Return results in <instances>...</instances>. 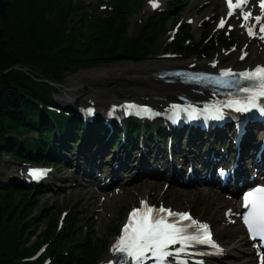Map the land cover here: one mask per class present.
Listing matches in <instances>:
<instances>
[{
    "label": "trees",
    "instance_id": "16d2710c",
    "mask_svg": "<svg viewBox=\"0 0 264 264\" xmlns=\"http://www.w3.org/2000/svg\"><path fill=\"white\" fill-rule=\"evenodd\" d=\"M49 2L46 7L40 0H0V158L3 152L18 156L24 153L18 139L14 140L16 144L8 141L5 137L8 132L21 135L35 128L49 130V137L53 135L51 114L41 107V104L56 106L54 95L59 90L52 83L63 84L67 76L102 62L140 61L149 52L140 37L122 43L121 33L127 30L126 15H129L124 5L122 16L112 27L117 32L110 33L109 29L88 26L83 18L77 20L75 5L64 0ZM50 14L55 17L51 18ZM60 125L63 126L61 122ZM80 126L74 122L68 134L74 136L77 128L81 130ZM43 144L44 141H24L26 150ZM20 210L9 191L0 193V264H20L18 259L30 255L41 244L34 245L36 241L34 246L30 245L37 232L30 236L32 227L25 223L29 216L21 215ZM49 234L48 230L44 232L46 237ZM61 244L60 236L54 244L55 250ZM90 261L93 260L78 259L75 264Z\"/></svg>",
    "mask_w": 264,
    "mask_h": 264
},
{
    "label": "rangeland",
    "instance_id": "374dc122",
    "mask_svg": "<svg viewBox=\"0 0 264 264\" xmlns=\"http://www.w3.org/2000/svg\"><path fill=\"white\" fill-rule=\"evenodd\" d=\"M40 1L44 3L43 5L46 7H49V3H51L49 2V0H40ZM64 1L71 3L73 5H76L74 8L75 9L74 13H76V19L79 20V18H83L85 22H88L87 23L88 26L92 24L97 25L98 23L97 21H92L90 24L88 21L89 19H85L83 10L85 12H90V13H96L99 11L108 10V9H100L99 6H95L94 3L97 2V0H87V1L82 0L84 2V5H86V3H91V5L93 6L90 8H86L81 5L83 7L82 10L79 7L80 6L79 3L81 0H64ZM182 1L177 0L176 2L172 3V0H166L164 2L165 4L164 9H166V12H168L167 16L171 18V21L167 24L164 30L167 29L166 31H168V30H171V29L174 30V28H177L180 31H184V26L186 24H184V26L182 25L183 27H180L179 25L176 24V22L179 21V19L181 18L185 19L187 16H190L192 14L189 13V8L186 12L183 13V10L185 9L186 6H185L184 1H183L184 4H182ZM122 4L126 7L127 10L132 11V8H130V5H133L134 9L136 10L133 17L131 18V27L128 31L130 35L138 34L139 32L138 29L140 28V26L138 27L137 25L144 24L145 21L150 16L156 19L159 15L166 13L163 11L162 8L160 12L149 11L150 0L144 1V5L142 7L143 10L140 13L139 11L142 8L139 10L138 8L136 9V6H135V3H133V0H122ZM136 4L138 5V3ZM50 17L54 18L55 15L50 14ZM194 30L195 28L193 29V33L196 36H198ZM203 30L204 28L202 26V31ZM109 32L110 33L117 32V30L113 29L111 26L109 28ZM121 34H123V32ZM171 37H172V34L163 36V38L160 41V44L154 50L155 52H157L158 55L169 51V49H166L165 47L168 44L167 39L170 40ZM170 41H172V39ZM128 63L129 62H118L113 65L110 64V65H105V66L87 68L72 76H69L68 78H66L63 86L61 87L59 86L60 93L59 95H57L56 101L59 102L63 106H69V104L67 103L68 100L65 99L66 91L75 90V88H73V85L72 83L69 82V80L70 79L75 80L74 78L77 75L83 72L94 70V69L112 68V67L124 66V65L126 66V64L128 65ZM127 72H130V70H128ZM111 76H112V73H111ZM64 99H65V102H64ZM7 163H12V161L7 156H4L0 161V165L3 164L2 165L3 173L11 171L12 166L7 165ZM20 167L22 169L25 168V166H20ZM162 187H163V183H159L158 186L150 188L151 196L163 198L166 200H171L175 204L174 206L178 209L186 208L185 206L187 205L179 200L180 198H183L182 195H179L176 192V190L171 187L168 188L166 191H164ZM132 188H130L129 190L130 193H128L126 197H123L119 201L118 200L113 201L110 205H107V201L113 200L115 198H109L106 201H104V203H102V202H99V200L93 194L87 192V189H84V188H78L76 190L75 189L70 190L69 192L67 191L64 193H58L55 196H52L50 194L48 195V197H47V194L45 193L26 191L25 193H28V195H26V197L25 196L23 197L26 198L25 200H27V203L29 205L32 202H34V205H35L29 212L28 214L29 219H27L31 222H34V224L31 226L32 229L30 231V236L33 233L37 232V235H34L33 240L30 242V245L34 244V242L36 241H38V243L34 244L36 246L39 243H41L30 254V255H35L38 252V255H37L38 258L33 259L32 263L42 264V260L44 259L43 257H45V260L52 257L53 264L58 263V261L75 264L78 259H80L81 261H85V262L87 259L93 260L87 264H94V263L100 264L106 261L108 259V254H107L108 246L113 239L118 237L117 233L122 223V220L124 219L126 215L125 214L126 211L131 207L134 200L138 198L142 189L144 190V186H141L140 190L132 189ZM18 191H20V189H18ZM15 193L17 195V197H15L16 200L22 197L21 196L22 193L24 194V192L22 193L15 192ZM103 207L106 208L105 211H103ZM194 207L197 210L198 214H202V209L199 205H195ZM64 211H66L68 215L66 216V218L63 220V223L61 224V216ZM73 216L79 217L77 227L80 228V230L84 234L80 233L77 230L72 229L74 224H73V220H71V217ZM85 225L88 227L91 226L92 232L93 233L95 232L94 235H97L99 237L103 236L101 239L98 240V243H96L97 241L89 242V240L85 238L90 235L88 230L84 227ZM46 230L50 232L48 237L44 236V232ZM60 236H61L62 244L58 246V248L55 250L54 244H56ZM77 238H79V240L76 241ZM43 244H47V245L40 248V246ZM88 246H92L90 247L91 249L88 248ZM95 249L97 252L94 251ZM42 250H43V253L39 255L40 251ZM92 252H95L96 254L93 255ZM51 264H52V260H51Z\"/></svg>",
    "mask_w": 264,
    "mask_h": 264
},
{
    "label": "snow or ice",
    "instance_id": "6c2138e0",
    "mask_svg": "<svg viewBox=\"0 0 264 264\" xmlns=\"http://www.w3.org/2000/svg\"><path fill=\"white\" fill-rule=\"evenodd\" d=\"M227 3L230 8L236 9L244 5L246 0H237L235 4H233V0H227ZM153 6L158 5L154 3ZM261 8H264V2L261 3ZM249 15V13H245L244 18L247 20ZM257 19L259 20V17ZM224 24L225 21L222 19L220 26L223 27ZM261 31H264V28ZM249 34H253L251 29H249ZM261 38L264 39V37ZM243 79L257 82L258 87L257 90L251 92L248 88L244 89L245 92H250V96L245 104L236 102L239 105L236 108L237 111H248L251 108H255L257 107L258 99L264 98V68H257L252 72L244 73ZM31 174L34 178L39 179L43 173L33 172ZM243 207L247 211L242 219L251 233L252 238L264 240V187H259L246 193L243 196ZM164 213L167 216L178 217L180 220L190 219L186 213L177 214L163 207L156 212L146 204L142 209L134 210L123 227V235L116 245V251L124 254L121 256L118 264H129V261L124 256L130 258L134 264H141V261L149 252L158 261H161L168 255L166 252L168 246L178 241L212 243L207 225L201 226L202 237L187 236L184 235V228L178 227L176 223H170L165 215H161ZM262 264H264V257H262Z\"/></svg>",
    "mask_w": 264,
    "mask_h": 264
},
{
    "label": "bare ground",
    "instance_id": "6f19581e",
    "mask_svg": "<svg viewBox=\"0 0 264 264\" xmlns=\"http://www.w3.org/2000/svg\"><path fill=\"white\" fill-rule=\"evenodd\" d=\"M158 1L160 2V0H152V2ZM165 67H170V65L164 62L158 63L155 61H147L143 64H126V66L94 69L88 72H83L77 75L74 78L75 80H69L75 90L66 91L65 99L71 101L68 103L73 105L77 104L80 101L79 99H81L80 97L86 94H88L85 96L86 98L94 97L98 100L105 101L104 104L119 100L123 95L131 93H137L138 95L142 93H155L157 95L168 97L171 94L178 92L179 89H177V87H163L161 82L152 79L149 77V74L146 73V71H154L156 68ZM128 70H130V72H127ZM47 105L52 107L55 106L51 104ZM9 192L14 198L17 196L15 192ZM23 196L26 197V194H22V199L19 202V205L21 206V215L28 213L30 208L34 206V203L27 206L26 203H24L25 198ZM146 199L147 196L144 200ZM118 241L119 239L113 243L112 253L114 252ZM246 264H249V262H246Z\"/></svg>",
    "mask_w": 264,
    "mask_h": 264
}]
</instances>
